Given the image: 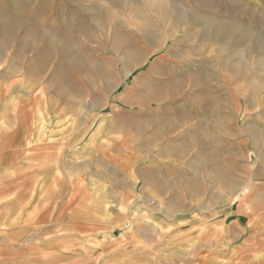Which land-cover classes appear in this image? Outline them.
Masks as SVG:
<instances>
[{
  "label": "rangeland",
  "instance_id": "1",
  "mask_svg": "<svg viewBox=\"0 0 264 264\" xmlns=\"http://www.w3.org/2000/svg\"><path fill=\"white\" fill-rule=\"evenodd\" d=\"M0 264H264V0H0Z\"/></svg>",
  "mask_w": 264,
  "mask_h": 264
},
{
  "label": "bare ground",
  "instance_id": "2",
  "mask_svg": "<svg viewBox=\"0 0 264 264\" xmlns=\"http://www.w3.org/2000/svg\"><path fill=\"white\" fill-rule=\"evenodd\" d=\"M129 56H130V59H131L132 61H140V63H142L143 61H145V60L147 59V54L142 53L141 51L139 52V51H137V50L131 52V53L129 54ZM138 65H140V64L137 63V64H134V65L132 66V67H134V68H133L134 71L136 70V67H137ZM130 69H131V67H130L129 69L126 70V72L124 73V76H123V77H126V76L129 74Z\"/></svg>",
  "mask_w": 264,
  "mask_h": 264
}]
</instances>
